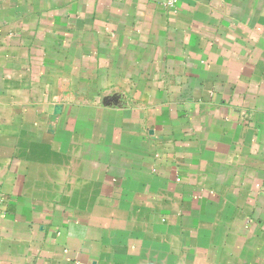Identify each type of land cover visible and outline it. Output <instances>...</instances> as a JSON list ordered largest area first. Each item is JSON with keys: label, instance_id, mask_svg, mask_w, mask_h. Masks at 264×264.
Masks as SVG:
<instances>
[{"label": "crops", "instance_id": "obj_1", "mask_svg": "<svg viewBox=\"0 0 264 264\" xmlns=\"http://www.w3.org/2000/svg\"><path fill=\"white\" fill-rule=\"evenodd\" d=\"M0 0V264H264V0Z\"/></svg>", "mask_w": 264, "mask_h": 264}, {"label": "built area", "instance_id": "obj_2", "mask_svg": "<svg viewBox=\"0 0 264 264\" xmlns=\"http://www.w3.org/2000/svg\"><path fill=\"white\" fill-rule=\"evenodd\" d=\"M171 1H173V0H169L168 2H170V3H171Z\"/></svg>", "mask_w": 264, "mask_h": 264}]
</instances>
